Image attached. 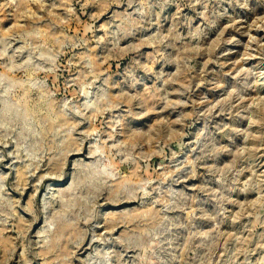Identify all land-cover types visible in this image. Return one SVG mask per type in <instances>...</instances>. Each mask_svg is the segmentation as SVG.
I'll return each mask as SVG.
<instances>
[{
    "label": "rangeland",
    "instance_id": "rangeland-1",
    "mask_svg": "<svg viewBox=\"0 0 264 264\" xmlns=\"http://www.w3.org/2000/svg\"><path fill=\"white\" fill-rule=\"evenodd\" d=\"M0 264H264V0H0Z\"/></svg>",
    "mask_w": 264,
    "mask_h": 264
}]
</instances>
